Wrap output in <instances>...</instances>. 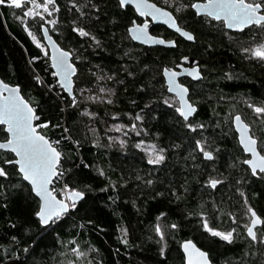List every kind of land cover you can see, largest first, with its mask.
<instances>
[{"label":"trees","instance_id":"1","mask_svg":"<svg viewBox=\"0 0 264 264\" xmlns=\"http://www.w3.org/2000/svg\"><path fill=\"white\" fill-rule=\"evenodd\" d=\"M154 1L165 4V0ZM95 2L100 4L99 18H95L97 10L85 7V19L74 9L69 11L68 0H56L58 26H47L73 55L79 107L68 106L71 97L57 85L49 60L16 18L20 15L0 5V76L20 86L37 112L36 123L49 122L38 131L61 141L62 167L71 171L59 182L56 178L52 187L59 190L67 182L85 192L69 214L43 227L34 215L39 200L31 187L10 165H0L10 173L8 178L0 177L4 185L0 188V264H185L180 244L186 239L209 252L216 264H264V245L257 246L244 236L229 244L209 236L202 223L205 216L219 229L232 227L233 215L243 211L241 192H247L252 209L264 217V178L253 176L243 163L246 156L232 125L234 114L245 118V110L251 115L247 98L264 103V62L250 60L246 52L241 55L237 44L246 47L249 37L257 34L232 42L221 29L204 27L199 56L212 66L206 67L207 77L197 95L198 111L186 122L172 106L178 102L163 84L160 65L127 32L135 17L133 10L120 8L118 0ZM74 20L94 34L101 46L73 32ZM34 24L42 36L43 20ZM228 60L240 66L238 77L224 75ZM93 72L105 78L96 81ZM112 73L113 79L107 80ZM98 85L111 88L112 95L99 92ZM82 88L91 91L81 92ZM93 94L104 99H86ZM232 102L243 110L230 111L227 104ZM84 109L95 115H83ZM114 114L118 115L114 118ZM137 114L141 120L135 119ZM188 122L204 127L193 131L185 126ZM65 127L69 133L62 131ZM261 134L258 142H264V126ZM6 137L0 126V140ZM141 140L144 144L137 148ZM196 140L206 141L203 146L213 151V160H206L199 149L193 151ZM152 144L164 149L165 159L159 164L148 163L150 153L145 149ZM7 158L14 156L8 153L0 160ZM211 178L221 179L222 184L212 188L207 183ZM157 224L164 232L163 241L155 232ZM125 238L127 244L122 242ZM73 248L83 255L77 256Z\"/></svg>","mask_w":264,"mask_h":264},{"label":"snow or ice","instance_id":"2","mask_svg":"<svg viewBox=\"0 0 264 264\" xmlns=\"http://www.w3.org/2000/svg\"><path fill=\"white\" fill-rule=\"evenodd\" d=\"M8 4L10 7L15 9H20L23 12V17H16L17 19L23 20L24 17H40L44 18V13L49 16L52 12L59 11L56 5V0H0V5ZM71 5L69 11L73 9L79 14V18H88V13L83 9L89 7L95 9L96 19L99 18L100 4L95 2V0H84V3H80V0H68ZM165 3H169V0H165ZM127 5H134L136 13L140 17L150 16L153 20H163L170 28H174L177 33L189 41L195 39L191 31L185 30L184 27L177 23V18L173 15L171 11H168L164 7H158L156 3L151 2V0H118V6L120 8H125ZM42 9V11H40ZM182 9H192L195 11L196 16H202L205 18L206 22L211 23L212 20L218 21L225 28L237 29L243 31L246 26H255L261 30H264V0H190L189 3L178 4L176 6V11L180 12ZM49 24H57L58 21L55 19L47 21ZM148 21L145 20L143 23H137L135 20L132 21L131 26L128 27L127 32L131 39L142 41L146 44L159 43L174 45L176 42L173 40H165L161 37H155L148 32ZM72 31L78 33L81 37H88L92 41L95 47L101 46V41L91 32H89L85 27L80 26L74 20L72 22ZM27 30V29H26ZM32 36L34 42H36V37L29 32ZM44 35L48 37L47 29H44ZM39 47V43L37 42ZM53 54L51 56L52 67L55 71L52 76L58 77L57 85L71 97L69 107L75 106L79 107V103L76 95L73 91V80L72 77L77 74V67L73 64L69 57L72 53L58 47L55 42L52 44ZM243 52H250L251 56L264 61V39L259 43L253 44L250 48H242ZM47 55V53H45ZM35 59V58H34ZM79 59V57H76ZM183 60H188L187 56L181 57ZM164 77L168 85V91L174 92L176 98H178L179 106L172 105L175 107V111L179 113V116L183 118L184 121L189 120L194 112H196V107L189 103L186 98L189 89L178 83L176 77L179 75L178 72L171 68L165 67L163 69ZM190 75L195 77H200L201 73L196 68L191 69ZM96 81L103 80L105 77L99 75L95 72L92 73ZM129 76L134 75L132 72H128ZM115 73L107 75V80H112ZM228 78H231L230 76ZM34 79L37 83H42L39 76H35ZM99 92L107 93L109 96L112 95L113 90L111 88H105L102 85H98ZM49 90L52 89V85H48ZM7 91V95L4 92ZM81 92L91 91L90 89H80ZM63 99V97H61ZM88 100H102L104 97L97 96L95 94L86 97ZM109 104L113 103L111 99L107 101ZM165 104H169V100H164ZM255 113L258 115H264V104L256 105L249 103ZM83 115L89 117L94 116L95 113L89 112L84 109ZM118 114H114L115 116ZM136 120H141L142 117L137 114ZM39 117L36 110L34 109L32 103L25 99L21 95V89L17 85L15 87H10L8 84L0 80V125H5V131L7 138L4 142L0 143V149H7L10 153L14 154V159L7 158L0 160V165H10L16 172L20 175L24 181H27L31 186V192L39 198L38 209L34 212L36 218H38L39 224L42 226H49L50 222L55 223L63 214L67 213L70 208H76V202L81 200L85 196V192L79 190L75 187H71L67 182H63L62 187L57 190L51 187L54 178L61 180L70 169L65 170L62 167L63 164V151L60 149V139L52 140L48 136L44 135L42 131L38 129H43L48 127L49 122L44 124L34 123L38 121ZM234 123L236 124V131L240 134L239 143L243 146V150L246 153L251 154L250 159H245L244 164L248 165L251 169L253 176L259 174H264V149L258 150V142L254 135L250 134V126L246 124L237 114L234 117ZM189 129L195 131L196 128H203V124L193 125L188 122L185 125ZM136 125L133 124L132 128ZM64 133H69L68 128H63ZM119 131V127H117ZM139 135V133H137ZM61 139H71V136H62ZM111 139V137L109 138ZM72 143L79 145L80 141L74 140ZM121 146L124 145V141H121ZM206 141L196 140V148L202 153L206 160H213V151L208 150L203 145ZM144 144L141 140L136 144L137 148H140ZM146 152L152 153L149 156V164H159L165 159L163 148H157L155 144H152L149 148L145 149ZM195 158V157H193ZM87 167L88 165H84ZM100 175H104L103 170H98ZM222 175V174H220ZM10 176L9 171L0 166V177L8 178ZM264 178V176H262ZM139 179V177H137ZM226 179V178H225ZM147 184H152L151 180L146 182ZM207 183L212 187L216 188L217 185L222 184V180L219 178H211ZM239 183V181L237 182ZM4 185L0 184V188ZM239 192L240 189L237 188ZM241 195H244L241 192ZM64 198L61 199L60 197ZM245 203L247 200L245 199ZM248 213H250V223L245 225V229L248 237L251 238L253 242H259L264 244V235L258 236V225H264V219H262L251 207L248 208ZM161 215H164L161 213ZM172 228H176V224L171 225ZM203 227L212 236L220 238L222 241L229 244L235 242V237L233 233L235 229L229 231H221L216 228L210 227L207 220H204ZM126 233V229L123 230ZM155 232L159 235L160 241L164 240V232L162 231L159 224L155 227ZM13 241H16V237H12ZM158 241V243L160 242ZM123 243L127 244V239L125 238ZM183 249L186 264H213V259L210 253L197 247L192 240H185L181 244ZM24 251H28L27 248ZM72 251L77 255H83L77 248H73ZM160 254H164V247L160 248ZM91 264V261L89 262Z\"/></svg>","mask_w":264,"mask_h":264},{"label":"flooded vegetation","instance_id":"3","mask_svg":"<svg viewBox=\"0 0 264 264\" xmlns=\"http://www.w3.org/2000/svg\"><path fill=\"white\" fill-rule=\"evenodd\" d=\"M151 1L155 2L154 0H151ZM189 2H190V0H169V3H167V4L166 3L165 4H159L157 2H155V3L157 5H159L160 7H164L167 10L171 11L173 13V15L177 18V23L180 26L184 27L185 30L191 31L193 33V35L195 37V39L193 41L187 40L186 38L182 37L179 33H177L175 30L170 29L166 25L152 24L149 28V32L152 36L161 37L165 40H173L176 43L171 47H166V46H162V45H154V46L148 47V46H145L144 44H140V43H137V44L141 47L143 53L147 57L153 59L154 61H156L160 65L161 74H162V78H163V84L166 87L167 91H168V88L166 85L165 77L163 75L164 67L165 66L170 67L178 73L184 72V70L189 67V64L184 62L183 59H181V57L187 56V57L197 58V60H198L197 65L199 66L200 71L202 72V74L204 76L203 79L200 81H194L191 78H189L188 76L183 75V76H180L178 78V81H179V83L188 87V89L190 91V94H189L190 101L192 102L193 105H196L198 108V103L196 102L197 97H198L197 95L200 92L199 90L203 86L204 80L207 77L206 67L212 66L211 61H208V60L204 59L203 57L199 56V54H201V50L203 48V43H202V40L200 38V34H201V31L204 29V27L221 29V31H223L226 34V36H228L230 38V40H232V42H236L238 38L246 36V35L250 34L251 32H255V35L257 34V36H256L257 38L256 37L255 38L249 37V38H251V40H250L249 44H246V47L248 45L253 46V44L259 43L262 39H264L263 38L264 36L262 37V35H261L264 33V30H261L255 26L246 27L243 31L230 30L228 28H225L223 26V24H221L218 21L212 20L211 23L206 22L205 18H203L202 16H196L195 11L192 9H182L180 12L176 11V6L178 4H184V3H189ZM128 7H130L133 10L134 15H135L133 20H135L137 23H143L145 20H147L149 23L152 22V19L149 16L148 17H140L131 6H128ZM259 35H260V37H258ZM237 44L240 46L239 51L241 52V55H243L244 52L241 51V47L246 48L245 44L244 45L242 43H240V44L237 43ZM226 63H227L229 70H225L224 75L227 77L230 76L231 79H233V77H235L234 75H236L238 77V73H240L238 71H241L240 66L233 60H228ZM5 82L9 83L11 85H15V84H12V83L7 82V81H5ZM174 97L176 98V96H174ZM176 100L178 102L177 98H176ZM178 106H179V103H178ZM0 126L5 131V127L2 125H0ZM5 139H3L1 141H4ZM258 147H259V142H258ZM8 153H10V152L1 151L0 152V158H5ZM10 154H12V153H10ZM247 157L249 158V156H247ZM14 158H12V159H14ZM261 175L264 176L263 174H261ZM258 215L262 219H264V217L262 215H260V214H258ZM257 229H258V231H260L264 235V225L257 227ZM245 234L248 237L247 232ZM236 239L237 238H235V241H236ZM248 239L251 241L250 237H248Z\"/></svg>","mask_w":264,"mask_h":264},{"label":"rangeland","instance_id":"4","mask_svg":"<svg viewBox=\"0 0 264 264\" xmlns=\"http://www.w3.org/2000/svg\"><path fill=\"white\" fill-rule=\"evenodd\" d=\"M4 5L9 6L7 3L4 4ZM40 11H42V9ZM13 13H18L20 15V17H23V12L20 9L13 8L12 9V14ZM39 19L43 20L44 24H46L49 28H51V29L56 28L58 26V23L53 25V24H49L47 21L52 20V19L58 20V11L52 12L51 16H49L47 13H44V18L43 19H41L40 17L33 18V17H30V16L29 17H24L23 20L20 19L21 24H22L24 30L26 31V33L29 35V32H31L32 35H34L36 37V42H34L33 39H32V36L29 35L31 40H32V42L36 46H37V42L39 43V47L38 46L37 47L42 52L43 57H45V58H47L49 60V50H48V48H47V46H46V44H45V42L43 40V37L40 36L37 33L36 27H35V24H34V22L35 21L37 22ZM29 21L31 22V24L30 23L28 24ZM250 47H252V46L248 45L246 48H250ZM45 53H47V55ZM246 53H247V57H249L250 60L260 61V60H258L256 58L252 57L250 52H246ZM260 62H264V61H260ZM30 63H32V61H30ZM58 93L59 94L61 93V89H58ZM247 100H248L247 101L248 102L247 107L250 109V114L251 115H249L245 110H243L241 108L243 110V113H245V115H246L245 118L247 120H245V118H243V119L251 126V133L254 136H256V138H258V139L261 138V140H262V134L261 133H262V128L264 126V115H258L248 105H249V103L256 104V105H262L264 103H261V102L256 103V102H253L252 100H250L249 98H247ZM227 106L230 108V111H232V110H241L239 105L237 103H235V102L229 103V104H227ZM118 127H120V126H118ZM261 140L259 142V148L260 149H264V142H261ZM150 155H152V153H150ZM246 158H248V157L246 156L245 159ZM60 198H64V197L61 196ZM248 198H249V196H248L247 192H244V195H243V200H244L243 211H241V213H235V215H233V221H232L233 226L230 227L229 229H219V228H217V226L213 224L212 220L207 218V217H205V216L202 218L203 219L202 223L204 222V220H207L210 227L216 228V229L221 230V231H229V230L235 229V232L233 233L235 238H239V237L241 238V236H244V238L246 237V239L248 241H250L248 239V237L246 236V234H245L246 233L245 225L249 224L250 223V219H251L250 213H248V208L249 207L253 208V206L250 205ZM245 199L247 200V203H245ZM205 231L207 232L206 229H205ZM240 232H241V234L239 235ZM207 233H208L209 236L211 235L209 232H207ZM260 235H263V234L260 231H258V236H260ZM251 242H253V241H251ZM253 243L255 245H257V246H260V245L263 246L264 245V244H261L259 242H253Z\"/></svg>","mask_w":264,"mask_h":264},{"label":"water","instance_id":"5","mask_svg":"<svg viewBox=\"0 0 264 264\" xmlns=\"http://www.w3.org/2000/svg\"><path fill=\"white\" fill-rule=\"evenodd\" d=\"M151 2H153V1H151ZM155 3V2H154ZM128 6H131L134 10H135V7H134V5H127L125 8H127ZM158 7H160L159 5H157ZM125 8H123V9H125ZM169 11V10H168ZM138 14V13H137ZM139 15V14H138ZM150 17V16H149ZM151 18V17H150ZM152 19V18H151ZM152 24H163V25H166V26H168V24H166L163 20H153L152 19V22L151 23H148V32H149V28H150V26L152 25ZM169 27V26H168ZM246 27H249V26H246ZM245 27V28H246ZM170 28V27H169ZM44 29H47V31H48V37H50V39L49 38H46L45 37V35H44ZM170 29H173V30H175L174 28H170ZM230 30H236V31H241V30H237V29H230ZM41 32H42V37H43V40H44V42H45V44H46V46H47V48H48V50H49V61H50V64H51V67H52V60H51V56H52V54H53V47H52V44H53V42H55V44L58 46V47H60V48H62V49H64L59 43H58V41L54 38V36L50 33V30H49V28L47 27V25H45V24H43L42 26H41ZM149 34H150V32H149ZM151 35V34H150ZM131 38V37H130ZM133 40V39H132ZM134 42H136V43H140V44H144L145 46H148V47H150V46H154V45H162V46H166V47H171V46H173V45H168V44H159V43H151V44H146V43H143L142 41H138V40H133ZM64 50H66V49H64ZM66 51H68V50H66ZM70 52V51H69ZM189 59L188 60H183L184 62H186V63H188L189 64V67L188 68H186L185 70H184V72H180L179 73V75L176 77V80H177V82L179 83V81H178V78L180 77V76H188L189 78H191L192 80H194V81H200V80H202L203 79V74H202V72L200 71V68H199V66L197 65V63H198V60H197V58H194V57H188ZM69 59H70V61L73 63V64H75L74 62H73V55H71V57H69ZM76 65V64H75ZM77 67V66H76ZM165 67H167V66H165ZM164 67V68H165ZM167 68H170V67H167ZM193 68H196L198 71H200V73H201V75H200V77H193L192 75H190L189 74V72L191 71V69H193ZM172 69V68H171ZM52 70H53V72L55 71V69L52 67ZM174 70V69H173ZM175 71V70H174ZM163 75H164V72H163ZM75 76L76 75H74L73 77H72V80H73V91H74V86H75ZM56 79L58 80L59 78L58 77H56ZM0 80H2L4 83H6L2 78H1V76H0ZM6 84H8L10 87H15V86H17V85H11V84H9V83H6ZM166 85H167V83H166ZM20 87V86H19ZM187 87V86H186ZM167 88H168V85H167ZM188 88V87H187ZM21 89V88H20ZM65 92V91H64ZM170 94H172V95H174V96H176V94L174 93V92H170V91H168ZM66 94H67V92H65ZM189 94H190V91L188 92V95H187V99L189 100V103H191L192 104V102L190 101V98H189ZM4 95H7V91H5L4 92ZM21 95L23 96V94H22V92H21ZM26 99V98H25ZM178 99V98H177ZM195 107H196V112H194L191 116H189V119H191L196 113H197V111H198V108H197V106L196 105H194ZM35 109V108H34ZM237 114H239V113H236V114H234V116H233V118H232V125H233V128H234V131L236 132V134H237V138H238V143H239V138H240V134L236 131V124L234 123V117L237 115ZM240 115V117H241V119L246 123V124H248L244 119H243V117H242V115L241 114H239ZM34 123H36V121H34ZM249 125V124H248ZM2 126H4L5 128H6V126L5 125H2ZM250 126V125H249ZM249 131H250V134H252L251 133V126H250V129H249ZM257 139V138H256ZM2 142H4V141H1L0 140V143H2ZM257 142H258V139H257ZM239 145H240V147L242 148V150H243V146L239 143ZM258 150H260L259 149V147H258ZM1 151H3V152H9V150H7V149H0V152ZM243 152H244V150H243ZM244 154L245 155H247V156H249V158H247V159H250L251 158V154L250 153H246V152H244ZM14 155V154H13ZM246 165V164H245ZM248 168H249V166L248 165H246ZM250 169V168H249ZM250 171H251V169H250ZM264 175V174H263ZM56 180V178H54V180H53V183H54V181ZM29 186H30V184L27 182V181H25ZM52 183V184H53ZM31 187V186H30ZM51 187H52V185H51ZM34 194V193H33ZM34 196H35V194H34ZM36 197V196H35ZM38 200H39V198L38 197H36ZM84 198V197H83ZM83 198H81V200L83 199ZM61 199H63V198H61ZM81 200H78L77 202H79V201H81ZM76 202V203H77ZM70 210H71V208L68 210V212L67 213H65V214H63L59 219H61V218H63V217H65L67 214H69V212H70ZM255 211V210H254ZM256 212V211H255ZM38 219V218H37ZM58 220V219H57ZM53 223H51L50 222V225L49 226H43V227H50L51 225H52ZM42 226V225H41ZM261 225H258L257 227H260ZM186 240H192V239H186ZM183 241H185V240H183ZM183 241L181 242V244L183 243ZM193 241V240H192ZM193 243H195L194 241H193ZM181 244H180V248H181ZM196 244V243H195ZM197 245V244H196ZM197 247H199L198 245H197ZM200 248V247H199ZM202 249V248H201ZM203 250V249H202ZM205 251V250H204ZM181 252L183 253V255H184V252H183V249L181 248ZM184 263L186 264V262H185V256H184ZM213 264H216V263H214L213 262Z\"/></svg>","mask_w":264,"mask_h":264},{"label":"built area","instance_id":"6","mask_svg":"<svg viewBox=\"0 0 264 264\" xmlns=\"http://www.w3.org/2000/svg\"><path fill=\"white\" fill-rule=\"evenodd\" d=\"M53 140V139H52Z\"/></svg>","mask_w":264,"mask_h":264}]
</instances>
